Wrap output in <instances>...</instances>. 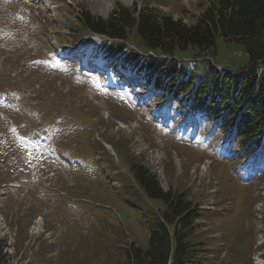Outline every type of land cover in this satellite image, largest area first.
<instances>
[{"label": "rangeland", "instance_id": "1", "mask_svg": "<svg viewBox=\"0 0 264 264\" xmlns=\"http://www.w3.org/2000/svg\"><path fill=\"white\" fill-rule=\"evenodd\" d=\"M206 1L0 0V183L21 186L0 188V235L14 240L10 264H122L128 246L146 248L165 205L142 191L133 163L155 173L162 191L197 204L201 264H264V178L233 161L230 133L198 124L190 103L143 89L139 72L111 68L107 76L103 67L117 57L106 58L80 21L85 11L104 20L116 7L147 5L190 24ZM126 47L151 55L135 28ZM194 54L180 53L181 73L248 63L241 44L222 38L213 53ZM34 224L47 235L32 234Z\"/></svg>", "mask_w": 264, "mask_h": 264}, {"label": "trees", "instance_id": "2", "mask_svg": "<svg viewBox=\"0 0 264 264\" xmlns=\"http://www.w3.org/2000/svg\"><path fill=\"white\" fill-rule=\"evenodd\" d=\"M80 21L87 31L106 38L102 46L109 55L126 48L135 28L151 55L126 48L120 65L141 71L171 103L189 102L198 124L214 123L212 131L230 133L226 144L234 160L242 159L264 176V0H208L190 24L147 5L139 10L116 7L104 20L85 11ZM218 38L241 44L247 65L228 72L209 65L200 77L192 68L180 72L176 63L182 60L180 53L190 49L193 57L213 53ZM259 65H263L260 73ZM131 172L142 191L161 200L165 209L150 222L147 247L128 246L122 264H201L202 251L194 234L200 216L197 204L184 193L162 191L155 173L142 164L133 163ZM4 246L0 240V264H7Z\"/></svg>", "mask_w": 264, "mask_h": 264}, {"label": "bare ground", "instance_id": "3", "mask_svg": "<svg viewBox=\"0 0 264 264\" xmlns=\"http://www.w3.org/2000/svg\"><path fill=\"white\" fill-rule=\"evenodd\" d=\"M34 179V178H33ZM35 179H36V182H37V178L35 177ZM23 180V179H22ZM12 186H15L14 184H11ZM18 186V185H17ZM257 261V260H256Z\"/></svg>", "mask_w": 264, "mask_h": 264}]
</instances>
